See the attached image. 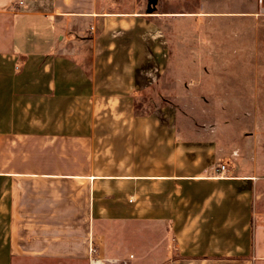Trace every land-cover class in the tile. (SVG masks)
I'll return each mask as SVG.
<instances>
[{"label":"crops","instance_id":"obj_1","mask_svg":"<svg viewBox=\"0 0 264 264\" xmlns=\"http://www.w3.org/2000/svg\"><path fill=\"white\" fill-rule=\"evenodd\" d=\"M99 1L0 0V181L22 189L14 204L60 220L65 185L84 184L107 253L264 264V174L229 164L160 98L177 12Z\"/></svg>","mask_w":264,"mask_h":264},{"label":"rangeland","instance_id":"obj_2","mask_svg":"<svg viewBox=\"0 0 264 264\" xmlns=\"http://www.w3.org/2000/svg\"><path fill=\"white\" fill-rule=\"evenodd\" d=\"M99 4L108 11L149 16L151 9L177 12L169 35L174 44L172 71L169 67L165 72L166 86L158 85L161 100L175 105L186 132L217 139L229 164L244 173L264 174V0H100ZM205 10L218 15L205 17L201 14ZM75 188L64 187L60 220L47 216L48 220L36 221L35 217L46 215L26 214L22 203L14 204L22 189L0 181V264H88L90 239L102 256L116 257L96 238L84 184Z\"/></svg>","mask_w":264,"mask_h":264},{"label":"built area","instance_id":"obj_3","mask_svg":"<svg viewBox=\"0 0 264 264\" xmlns=\"http://www.w3.org/2000/svg\"><path fill=\"white\" fill-rule=\"evenodd\" d=\"M226 167H219V171H225ZM134 255L130 254L126 257H104L100 252V249L90 239L88 245V264H132Z\"/></svg>","mask_w":264,"mask_h":264},{"label":"water","instance_id":"obj_4","mask_svg":"<svg viewBox=\"0 0 264 264\" xmlns=\"http://www.w3.org/2000/svg\"><path fill=\"white\" fill-rule=\"evenodd\" d=\"M153 12V9H151L148 13H152Z\"/></svg>","mask_w":264,"mask_h":264}]
</instances>
